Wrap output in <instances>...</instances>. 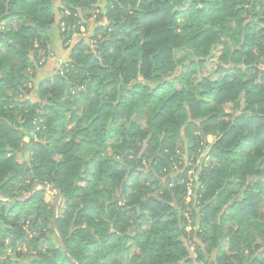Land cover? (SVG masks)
Instances as JSON below:
<instances>
[{
    "label": "trees",
    "instance_id": "1",
    "mask_svg": "<svg viewBox=\"0 0 264 264\" xmlns=\"http://www.w3.org/2000/svg\"><path fill=\"white\" fill-rule=\"evenodd\" d=\"M262 65L264 0H0V264H264Z\"/></svg>",
    "mask_w": 264,
    "mask_h": 264
},
{
    "label": "rangeland",
    "instance_id": "2",
    "mask_svg": "<svg viewBox=\"0 0 264 264\" xmlns=\"http://www.w3.org/2000/svg\"><path fill=\"white\" fill-rule=\"evenodd\" d=\"M59 6H60V4H58V7H57L58 9H59ZM87 14L88 13L86 12V15ZM84 16H85L84 13L81 14V17H84ZM62 17H63L62 13L57 12L58 23L55 25V27L52 30L47 32L48 36L52 40V44H53V48H54L55 52L52 54V57H48V58L43 60V63L44 62L45 63L43 65V67L40 69V71L38 72L37 82L38 81L41 82L45 78H48V77L55 75V73L60 70L61 66H63L65 63H67L69 61V57L67 56L66 51H68L69 56H70L71 48L73 46H75L81 39L88 40L93 35V30L96 27V23H98V17H96V16L90 17L87 21L86 27L81 29V33L73 36L72 40L70 41L71 48L66 49L65 45L63 44V40H62V36H61V33L65 32L63 24L60 23ZM64 37L67 39L68 35H65ZM60 54H62V55H60ZM218 56H219V53H216V59L218 58ZM210 72H211V67H209L203 73L207 75ZM30 98L33 101L38 100L36 93H33L30 96ZM134 120H135V118L133 117L132 121L129 123L130 126H131V123L134 122ZM130 126H128V127H130ZM208 140H209V143L214 142V139L212 137H209ZM189 144L190 143H186V148H185L186 150L184 152H181L182 150L180 149L179 154L181 155L183 160H185V162H186L185 167H187V168L190 167L189 175L193 176L195 174V170L197 169V167L199 165L210 162V158L208 156H206V151H199V153L195 154L191 160V158L189 157L190 153L188 150V147L190 146ZM82 154L84 155V157L86 159H89V158H91L93 153L89 147H85L82 151ZM29 157H30V153H25V154H21L19 159L21 161H25V160H28ZM145 168L147 170L149 169V167H147V165ZM184 170H185V168L182 169V171H184ZM182 171L180 170L179 173H181ZM250 182L252 183V180ZM35 190L36 191L39 190V187L35 188ZM25 196L27 197L28 195L26 194ZM50 196L52 198L50 197L49 199H51L52 202L55 204V192L50 193ZM193 196H194V194L189 199L191 200L193 198ZM120 199L122 202H124L125 194H124L123 190L120 193ZM262 212L264 213V208L262 209ZM55 244L58 245L57 240L55 241ZM224 248H225L224 250L227 251V246H224ZM24 251H26V250H24ZM214 258H215V256L213 255L210 259L214 260Z\"/></svg>",
    "mask_w": 264,
    "mask_h": 264
},
{
    "label": "water",
    "instance_id": "3",
    "mask_svg": "<svg viewBox=\"0 0 264 264\" xmlns=\"http://www.w3.org/2000/svg\"><path fill=\"white\" fill-rule=\"evenodd\" d=\"M128 126H130V124H128ZM39 186V190H44V191H48L49 193H53L55 192V205H54V220H53V226H54V230L56 232V234L58 235L59 239H60V242L61 244L63 245L64 247V250L66 251L67 253V250L64 246V241L58 231V228H57V218H58V213H59V209H60V204H61V201H62V192L61 190L59 189V187L57 186H50V185H47V184H42V185H38ZM35 191V186L32 188L31 190V194H33Z\"/></svg>",
    "mask_w": 264,
    "mask_h": 264
},
{
    "label": "crops",
    "instance_id": "4",
    "mask_svg": "<svg viewBox=\"0 0 264 264\" xmlns=\"http://www.w3.org/2000/svg\"><path fill=\"white\" fill-rule=\"evenodd\" d=\"M54 52H55V50L53 49L52 54H53ZM66 53H67V56L69 57V53H68V51H66ZM52 54H51L50 57H52ZM60 55H62V54H60ZM261 69L264 71V65L261 66Z\"/></svg>",
    "mask_w": 264,
    "mask_h": 264
}]
</instances>
